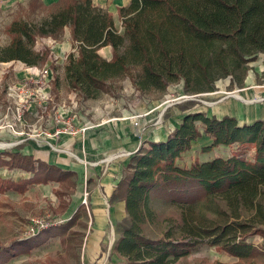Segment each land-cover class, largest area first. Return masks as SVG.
Listing matches in <instances>:
<instances>
[{"label":"trees","instance_id":"16d2710c","mask_svg":"<svg viewBox=\"0 0 264 264\" xmlns=\"http://www.w3.org/2000/svg\"><path fill=\"white\" fill-rule=\"evenodd\" d=\"M38 2L48 12L37 23L23 18L10 22L7 30L12 37L0 47V61L41 63L45 55L34 50L35 37L57 38L68 26L75 45L66 57L65 75L85 98L98 97L126 76L140 92L156 89L162 93L168 84L181 79L186 93L209 92L217 79L226 76L242 86L249 61L264 53V0H129L118 9L121 31L111 14L92 0ZM106 45L111 48L109 59L98 52ZM173 127L164 140L139 147L123 169L114 197L124 200L126 217L118 224L113 251L128 264H169L206 238L208 244L241 261L256 255L263 258L264 229H250L237 221L205 223L198 205L222 198L233 209L240 204L260 208L264 119L241 123L233 115L218 117L196 110L184 113ZM202 134L209 139L202 152L219 145L236 149L228 156L179 165L178 159ZM1 163L31 172L29 178L18 181L1 176V192L24 189L41 180L40 170L43 182L75 175L9 150L0 152ZM158 200L178 207L179 221L161 236L150 237L143 224L157 215ZM255 233L263 238L260 247L246 241ZM8 256L5 250L0 260Z\"/></svg>","mask_w":264,"mask_h":264},{"label":"rangeland","instance_id":"374dc122","mask_svg":"<svg viewBox=\"0 0 264 264\" xmlns=\"http://www.w3.org/2000/svg\"><path fill=\"white\" fill-rule=\"evenodd\" d=\"M38 1L0 0V47L5 46L11 40L12 34L8 32L7 28L13 19L23 18L29 22L37 23L48 12V8L39 5ZM41 1L44 3L43 0ZM110 2L112 1L110 0ZM49 4L51 3L45 5ZM96 5L107 10L111 16L112 13L115 17L117 16L116 11L109 9L106 4L105 6ZM120 7L117 6V12ZM116 27L118 30H122L119 19L116 21ZM69 41H71L70 47L67 49L61 47ZM74 45L70 27L66 26L57 38L50 35H37L35 37L34 50L45 55V59L41 63L27 65L17 59L0 61V129L12 132L15 128L22 133L20 136L32 137L35 142H40L38 135L40 134L39 129L43 127L41 124L44 110L43 100L52 105L58 103L61 106L62 111L60 113L57 112L56 108L54 109L55 129L63 127L66 123L57 119L59 115H62L63 120L72 121L74 125H76L75 120L77 119L73 116L78 118L80 115V121L90 120L89 124L125 116L129 120L132 119L135 124L134 128L139 127V132L142 135L147 130L148 133H152L158 124H166L163 127H169L170 133L174 129L168 121L170 117H174L175 121H180L181 115L196 110L217 115L228 113L234 115L239 122H243L242 118L255 116L264 119V53H259L255 59L249 61V68L242 86L232 83L231 77L226 76L217 79L214 82L215 89L209 92L186 93L183 91L182 79L168 84L162 93L156 89L140 92L134 88L129 77L126 76L117 80L111 90L102 92L98 97L85 98L69 85L65 75L66 57L69 52L74 50ZM98 52L103 57H106L104 55L108 53L103 49H98ZM110 55L111 52H109V57ZM19 66L23 70L25 68L31 69L37 74L18 76L22 75V69H19ZM44 69L47 73L43 72ZM43 87L46 90L43 91ZM29 105L34 106V112L31 115L27 114V122H22L25 117V110L28 109ZM46 108L48 110L49 106L47 105ZM88 123L81 125L88 127ZM10 142V139L0 138V149H9L13 145ZM23 142L25 143L27 140L18 145L21 146ZM205 144L207 143H192L191 147L178 159L179 165L187 166L194 159L201 161L217 155L228 156L236 149L234 145L216 146L209 152H202L201 147ZM251 155L252 151L250 150L247 156L250 157ZM3 157L8 158V156ZM13 168L17 169L18 167L10 168L7 164L1 163L0 177L18 179L20 173L22 176L24 175L21 172L23 169L19 168L21 170L17 172ZM40 172L42 170L39 171L41 180L32 182L36 184L31 186L32 189L28 193H25L27 189L29 190L27 186L24 189H17V193L8 190L0 191V251L7 250V255H9L7 259L0 260V264H96V261L86 263L82 257L83 250L80 243L82 241V229L86 226L85 212L83 211L85 206L75 214L73 226L71 225V228L65 230L64 223L59 222L60 218L56 217V213L59 212L58 214H60L59 207L62 205V199H59L54 212L53 206L43 204V186H41L43 175ZM64 178L67 182L72 180L71 177ZM89 187L88 177L83 174L77 184V190L80 191L83 198L88 194ZM63 188L64 204L62 206L66 204V196L71 191L67 183L66 185L64 183ZM69 189L70 191H68ZM57 190H60L59 186ZM76 195L77 193L74 194V198ZM48 198H46L47 202L50 201ZM53 199L51 198V200ZM216 201L217 203L211 201L207 204L198 205L205 216H203L205 223L210 220L219 223L237 221L250 229L257 227L264 229V200H262L260 208L240 204L238 209L235 208L236 210L222 198H217ZM155 205L157 215L152 221L143 224L144 232L150 237L161 236L170 225L179 221L180 210L178 207L162 200H158ZM51 211L54 216H51ZM48 214L50 215L49 220L52 222L46 218ZM123 219L109 227L115 233L110 235L111 239L115 237V241L119 237L118 224ZM73 228L74 230H72ZM33 231L34 233H31ZM260 237L262 238L258 233L251 234L246 238V241L261 246ZM206 241V238L200 241L188 254L169 264H238L233 255L208 244ZM11 242H13L12 246H5ZM113 245L111 246L112 250ZM31 246L33 248L28 251ZM109 247L107 246V249ZM262 256L256 255L253 260L248 259L246 262L264 264Z\"/></svg>","mask_w":264,"mask_h":264},{"label":"crops","instance_id":"0c3cea01","mask_svg":"<svg viewBox=\"0 0 264 264\" xmlns=\"http://www.w3.org/2000/svg\"><path fill=\"white\" fill-rule=\"evenodd\" d=\"M55 1L56 0H43L45 4ZM92 1L94 4H99L100 6H105L106 4L109 9L116 11V17L112 13L115 26L117 19L120 21L117 6H125L129 2V0H111L112 2H110V0ZM70 46L71 41L68 43L66 42V45L61 47L67 49ZM99 49L108 52L104 55L106 56L105 58L109 59L111 57V55L109 57V52H111L109 45L102 46ZM18 68L22 69L20 66ZM30 70L31 69L26 68L24 70L22 69V75L18 76L37 74L33 70ZM44 90H46L45 87H43V91ZM47 105L49 106L48 110L46 108ZM51 105L52 104L46 102V100H43L44 110L41 122L43 127L39 129L40 134L38 135L40 142H35L32 137L20 136L21 132L15 130V128L12 132H9L6 129H0V138L10 139L13 144L9 149H0V152L6 150L19 152L23 155H30L34 159H38L45 163L55 165L62 170L74 172L75 175L71 176V182L65 181L66 179H61L58 181L49 180L41 183V186H43V204H50V206H53V212L56 210L55 208L59 203V199H62L61 204L63 205L64 194L62 192H64V183L65 185L67 183V186L70 187L71 191L70 189L68 190L70 192H68V195L66 196V204L59 207L60 214H58V212L56 213L57 215H55L56 217L58 216L57 218H60L59 222L64 223L65 230H68L74 224L73 219L76 217L75 214H77L79 209H83L85 206V210L83 209V211L85 212L86 226L82 229V241L80 243L83 250L82 257L84 262L96 261V264H125L127 262L126 259L118 255L111 248L115 237L111 239L110 235L115 233L109 229L112 224L117 223L126 216L124 200L122 198L114 197L117 183L122 176L123 169L126 166L130 155H132L140 146L147 145V142L149 141L164 140L169 134V127H163V125L166 124H158L154 127L152 133H148L147 130L145 134L142 135L139 132V127L134 128L135 124L132 119L129 120L128 117L126 118L125 116L102 120L97 123L91 122V124H89L90 120H82L81 122V116L79 115V119L76 116H73L77 119L75 120L76 126H82V123L86 124L89 122L87 124L88 127L83 134H53L56 125L53 120L55 117L54 109L56 108L59 113L62 109L58 103H54L52 107ZM27 108L22 122H27V114L31 115L34 112V106L29 105ZM223 114L228 113L215 115L220 117ZM257 118L262 117L255 116L253 118H242V120L243 122H251ZM168 121L172 126L179 122L178 120L175 121L174 117H170ZM25 140H27V142H23L21 146L18 145ZM201 142H209V139L205 134H202L201 137L195 141L196 144H200ZM125 152H130V154L127 155ZM13 169L17 170V172L21 170L19 168ZM21 172L24 173L23 176L22 173H20L18 179L12 178V180L18 181L19 179L21 180L31 176V173L28 171L21 170ZM83 174H85V177H88L90 184L88 194L84 198L80 191L77 190L78 181H80ZM33 184L36 183L27 184L29 190L27 189V192L25 193H28V191L30 192ZM58 186L60 187V190H57ZM8 191L17 193L16 190L8 189ZM56 193L61 196H57ZM76 193L77 195L74 198V194ZM46 198L50 199V201L47 202ZM51 198L55 199L51 200ZM53 212L51 211V216H54ZM49 214L46 218H48L49 222H52V220H49ZM72 230H74V228ZM261 240H263V238H261ZM107 246H110L109 249H107ZM255 246L260 247L259 245ZM32 248L33 246L28 248V251ZM233 257L238 264H250V262L239 260L238 257Z\"/></svg>","mask_w":264,"mask_h":264},{"label":"built area","instance_id":"2783aa9c","mask_svg":"<svg viewBox=\"0 0 264 264\" xmlns=\"http://www.w3.org/2000/svg\"><path fill=\"white\" fill-rule=\"evenodd\" d=\"M44 73H47V71H43ZM59 121H64L66 122L63 127H58L55 129L54 134H69V135H75V134H83L86 130V126H76L72 123L70 120H63L62 115H59V118L57 117ZM125 154H130V152H125ZM45 224V223H44ZM34 233V232H33Z\"/></svg>","mask_w":264,"mask_h":264},{"label":"bare ground","instance_id":"6f19581e","mask_svg":"<svg viewBox=\"0 0 264 264\" xmlns=\"http://www.w3.org/2000/svg\"><path fill=\"white\" fill-rule=\"evenodd\" d=\"M238 96V95H237ZM241 98V96H239Z\"/></svg>","mask_w":264,"mask_h":264}]
</instances>
